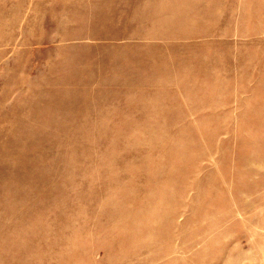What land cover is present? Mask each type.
<instances>
[{"label":"rangeland","instance_id":"rangeland-1","mask_svg":"<svg viewBox=\"0 0 264 264\" xmlns=\"http://www.w3.org/2000/svg\"><path fill=\"white\" fill-rule=\"evenodd\" d=\"M0 264H264V0H0Z\"/></svg>","mask_w":264,"mask_h":264}]
</instances>
